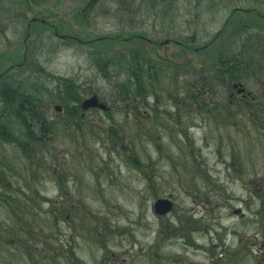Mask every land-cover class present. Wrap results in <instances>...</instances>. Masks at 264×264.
<instances>
[{
	"label": "trees",
	"instance_id": "trees-1",
	"mask_svg": "<svg viewBox=\"0 0 264 264\" xmlns=\"http://www.w3.org/2000/svg\"><path fill=\"white\" fill-rule=\"evenodd\" d=\"M6 1L0 0V14L6 9ZM53 1L12 0L10 13L13 18L27 22L29 14L43 12ZM76 1L80 7L75 10V19L85 25L93 14L99 16L107 0ZM137 1L118 0V4L120 9L131 10ZM177 1L162 2L166 11L172 12ZM154 5L157 7L159 3ZM241 11L234 8L222 29L204 45L195 36L172 41L181 48L176 57L157 51L161 44L146 41L142 33L125 32L83 40L62 29L67 23L64 17L62 26L41 20L43 30L63 41L62 46L72 48L80 44L89 49L87 58L91 65L113 89L110 99L102 97L100 90L91 93L89 87L82 88L74 78L52 74L38 60H29L31 42L25 41L15 50L0 55V264H10L7 254L12 249H22V259L31 262L40 255L34 251L43 249L40 258L43 264H83L73 250L67 252L62 246H56L51 225L58 228L68 221L74 230L80 227L84 237L91 230L101 236L106 229V219L95 215L86 200L66 208L65 203L61 205L58 200L41 194L40 185L47 178L56 182L61 194L67 191V173L53 154L60 139L84 144L89 134L96 133L95 123L109 139L112 150L124 155L151 189H156L159 181L167 180L154 168L151 156L145 162L139 157L137 139L140 143L142 129L134 134L116 123L112 110H126V115L132 113L138 123L146 112L145 117L152 113L157 118L171 115L166 109L167 100H171L178 133L187 141L185 149H189V155L177 160L172 149L168 151L166 157L171 170L176 169L169 179H176L180 186L185 182L192 187L194 200L200 196L208 201L205 191L211 187L209 170L190 134L189 122L199 118L217 129L219 126L245 128L241 121L250 118L264 139V12L250 9L244 17ZM35 21L31 20L27 26V38L34 32ZM133 43L138 46L129 48ZM190 69L196 72V80L191 82L185 80ZM168 84L174 87L172 92L166 88ZM240 90L244 92L239 94ZM89 95L97 96L106 109L85 110ZM88 112L103 114L109 122L102 117L92 122ZM137 127L141 128V124ZM152 130L154 133L155 128ZM161 133L164 132L157 130L152 146L163 152L168 143ZM178 149L181 150L179 146ZM241 160L232 148L229 167L245 182L247 173L241 172L246 166L245 158ZM247 186L264 215V175L248 181ZM46 206L51 208L50 212ZM184 229L168 231L164 240L191 234L192 231L186 229L189 233H185Z\"/></svg>",
	"mask_w": 264,
	"mask_h": 264
},
{
	"label": "rangeland",
	"instance_id": "rangeland-1",
	"mask_svg": "<svg viewBox=\"0 0 264 264\" xmlns=\"http://www.w3.org/2000/svg\"><path fill=\"white\" fill-rule=\"evenodd\" d=\"M11 1H6V9L0 14V55L15 50L25 41L31 42L29 60H38L54 75L78 80L81 87H89L91 93L100 90L101 96L108 99L113 89L91 65L87 58L89 49L80 44L72 48L62 46L63 41L43 30L41 20L62 26L64 17L67 23L62 29L83 40L125 32L142 33L146 41L161 44L157 45V51L176 57L181 48L172 41L195 36L200 44H206L222 29L234 8H240L244 17L250 9L264 12V0H178L172 12L166 11L163 0H138L131 10L120 9L118 0H107L99 16L93 14L89 23L81 25L75 19V10L80 7L76 0H54L43 12L29 14L27 22L12 17ZM33 19H36L34 32L27 38V26ZM136 46L138 44L133 43L129 48ZM185 80H196L194 69L188 70ZM166 88L172 92L174 87L168 84ZM90 96L86 101L93 98ZM166 109L171 115L157 118L152 113L145 117L146 112L138 123L132 113L126 115V110H112L116 123L134 134L142 129L140 143L137 139L139 157L145 162L151 156L154 168L167 178L159 181L156 189L148 186L141 172L128 163L124 155L112 150L109 139L95 123L96 135L89 134L84 144L72 143L71 139L56 142L53 154L67 173V191L61 194L56 182L47 178L41 181V194L58 200L61 205L65 203L66 208L86 200L93 213L107 222L101 236L91 230L85 237L80 227L74 230L68 221L58 228L51 225L56 246H62L67 252L73 250L83 264H264V215L247 186L248 181L264 175V139L259 136L257 127L250 118L241 121L245 128L219 126L217 129L199 118L189 122L190 134L206 161L211 183L205 191L208 201L200 196L194 200L192 187L185 182L180 186L176 179H169L176 169L171 170L166 157L168 151L172 149L178 160L189 155V149H185L187 141L178 133L171 100H167ZM88 115L92 122L101 117L109 122L103 114L88 112ZM137 124H141V128ZM152 128H155L154 133ZM157 130L164 132L161 134L168 143L169 148L163 152L152 146ZM232 148L239 153L240 160L245 158L246 166L241 168V172L247 173L245 182L229 167ZM177 168L181 171L179 166ZM159 199H170L174 203L171 214L164 217L155 214L154 204ZM45 209L51 211L48 206ZM179 228H185V233H189L186 229L192 232L164 240L168 231ZM23 252L12 249L11 255L7 254L8 262L43 264L40 261L43 249L34 251L40 255L33 262L22 259ZM56 255L59 256L57 252Z\"/></svg>",
	"mask_w": 264,
	"mask_h": 264
},
{
	"label": "water",
	"instance_id": "water-1",
	"mask_svg": "<svg viewBox=\"0 0 264 264\" xmlns=\"http://www.w3.org/2000/svg\"><path fill=\"white\" fill-rule=\"evenodd\" d=\"M244 91L240 90L239 94H242ZM91 108H99L101 110H105L106 107L102 104H99L97 97H93L90 100H87L84 104V109L88 110ZM174 204L170 199H159L154 204V212L159 217H164L173 211Z\"/></svg>",
	"mask_w": 264,
	"mask_h": 264
}]
</instances>
